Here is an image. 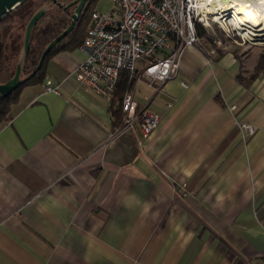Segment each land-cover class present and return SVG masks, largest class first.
<instances>
[{
    "label": "crops",
    "instance_id": "1",
    "mask_svg": "<svg viewBox=\"0 0 264 264\" xmlns=\"http://www.w3.org/2000/svg\"><path fill=\"white\" fill-rule=\"evenodd\" d=\"M83 59L80 45L49 58L0 128V264H264L257 61L187 47L174 78L133 81L159 117L142 140L110 136V99L75 79ZM240 123L257 130L243 140Z\"/></svg>",
    "mask_w": 264,
    "mask_h": 264
},
{
    "label": "built area",
    "instance_id": "2",
    "mask_svg": "<svg viewBox=\"0 0 264 264\" xmlns=\"http://www.w3.org/2000/svg\"><path fill=\"white\" fill-rule=\"evenodd\" d=\"M110 1L114 8L109 14L91 12L80 44L84 59L75 70L78 83L106 99H111L121 71L128 72L132 82L145 78L151 85L174 78L182 52L201 45L197 24L213 34L214 28L219 29L236 45L254 44L242 35V27L230 22L231 0ZM215 46L226 48L219 38ZM43 88L58 93L51 79ZM121 110L122 121L112 128L111 137L137 129L142 140H147L159 124L158 115L140 107L130 90L121 101ZM238 128L243 140L257 130L252 123H240Z\"/></svg>",
    "mask_w": 264,
    "mask_h": 264
},
{
    "label": "trees",
    "instance_id": "3",
    "mask_svg": "<svg viewBox=\"0 0 264 264\" xmlns=\"http://www.w3.org/2000/svg\"><path fill=\"white\" fill-rule=\"evenodd\" d=\"M71 1L73 0H58L61 3L58 6L53 0H27L0 20V84L7 82L14 76L18 64L21 65L20 79H24L33 72L46 46L70 24L71 15L75 9V5L67 7ZM94 1H87L74 28L49 51L36 74L0 101V128L10 120L12 116L10 113L11 105L18 101L23 87L30 83H39L44 79L45 65L48 59L60 51L73 50L81 44L85 35L87 20L94 10ZM43 7H47L48 10L35 25L30 38L28 55L23 58L22 51L26 25L33 14ZM196 31L201 39V45L199 46L201 50L204 52L212 50L214 54L218 55L223 53V48L215 46L217 35L204 29L199 24L196 25ZM259 73H264V53L259 55L250 79ZM237 78L242 81L240 75ZM132 83L128 72L121 71L119 73L118 81L110 99L113 127L119 125L122 121L121 101Z\"/></svg>",
    "mask_w": 264,
    "mask_h": 264
},
{
    "label": "water",
    "instance_id": "4",
    "mask_svg": "<svg viewBox=\"0 0 264 264\" xmlns=\"http://www.w3.org/2000/svg\"><path fill=\"white\" fill-rule=\"evenodd\" d=\"M26 1L27 0H0V20L3 17L7 16L12 11H14L15 9H17L19 6L24 4ZM87 1L88 0H73L67 5V7L75 5V9L71 15V21L68 27L46 46L43 53L41 54V57L38 61L36 68L33 70L32 73H30L24 79H20L21 65L20 64L17 65L14 76L11 79H9L7 82L0 84V101L6 98L7 96H9L21 84H23L24 82H26L36 74V72L40 69L43 60L45 56L49 53V51L74 28L76 22L79 20L84 10ZM53 2L57 3L58 6L61 5V3L58 2V0H53ZM47 10L48 9L46 7H43L38 11H36L26 25L24 32V40H23L24 58L28 55L32 31L35 25L37 24L38 20L46 14Z\"/></svg>",
    "mask_w": 264,
    "mask_h": 264
},
{
    "label": "bare ground",
    "instance_id": "5",
    "mask_svg": "<svg viewBox=\"0 0 264 264\" xmlns=\"http://www.w3.org/2000/svg\"><path fill=\"white\" fill-rule=\"evenodd\" d=\"M231 5L230 22L242 27V35L249 41L264 46V0H231Z\"/></svg>",
    "mask_w": 264,
    "mask_h": 264
},
{
    "label": "rangeland",
    "instance_id": "6",
    "mask_svg": "<svg viewBox=\"0 0 264 264\" xmlns=\"http://www.w3.org/2000/svg\"><path fill=\"white\" fill-rule=\"evenodd\" d=\"M113 8H114V4L110 0H95L94 1V10L98 11L99 13L109 14L113 10ZM214 34L217 35L216 37L222 41L224 46L236 51L241 61H246V64L244 65L245 68H251L252 65L256 63L259 55L261 53H264V46H259V45H256L255 43L254 45L248 42L241 44V45H236L232 42H228V40L225 38L222 31L216 28H214ZM22 57H23V51H22ZM14 104L11 105L10 113H11L12 106Z\"/></svg>",
    "mask_w": 264,
    "mask_h": 264
}]
</instances>
